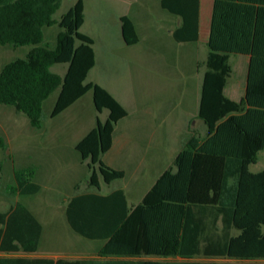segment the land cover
<instances>
[{
	"label": "trees",
	"instance_id": "1",
	"mask_svg": "<svg viewBox=\"0 0 264 264\" xmlns=\"http://www.w3.org/2000/svg\"><path fill=\"white\" fill-rule=\"evenodd\" d=\"M61 0H0V46L29 47L0 69V106L12 107L28 118L32 128L42 127L43 103L57 96L54 118L91 91L98 114L107 110L104 122L75 146L81 161L92 169L89 186L99 190L121 180L120 170L101 158L110 149L114 126L127 116L123 106L104 88L85 83L94 66L93 40L80 33L84 5L77 0L59 20L54 14ZM200 0H160V8L180 18L173 31L179 43L200 40ZM126 45L139 38L133 21L120 18ZM57 27L50 45L45 31ZM205 72L198 118L206 127L204 138L190 136L173 161L144 194L129 207L118 189L109 195L75 193L68 199L64 216L70 231L94 243L97 259L51 260L0 256V264H203L196 258L264 260V170L251 173L258 153L264 151V8L213 0L207 36ZM250 56L247 87L236 103L224 96L231 75L229 58ZM66 64L63 76L51 67ZM260 93V94H259ZM258 95H260L258 98ZM0 150L6 145L0 136ZM96 170V172H95ZM33 170H14V184L5 194L20 200L8 212H0V253H35L43 226L21 200L40 192ZM156 257L160 261H123Z\"/></svg>",
	"mask_w": 264,
	"mask_h": 264
},
{
	"label": "crops",
	"instance_id": "2",
	"mask_svg": "<svg viewBox=\"0 0 264 264\" xmlns=\"http://www.w3.org/2000/svg\"><path fill=\"white\" fill-rule=\"evenodd\" d=\"M225 1H233L240 4L264 8V0H225ZM137 2L139 5L140 3L144 5L142 6L138 5L136 7L137 9L136 11H139L142 7L143 9H145L144 11L142 10V13L140 15H138V13L136 12L134 17L135 19L130 18L135 25L136 32L139 38V42L137 44H139L141 41L142 42L145 41V46L147 50L145 52L146 56L153 57L156 61V65L162 66L163 73L165 71L177 72L176 70L177 68L179 69V71H181V68L182 69L184 68V65H181L183 60L185 61L186 59L188 60V57L191 54L190 55L187 54L185 57L180 55V46H188V45L194 46L202 39V37H203L202 40L205 45V39L207 36V27L210 17V9L213 0H200V7H199L200 40L195 44L179 43L173 39V31L180 25V18L176 16H172L166 13L165 11H163L160 8V0H155L154 8L158 16L160 17H157L155 21L157 23L153 31L151 30L152 27L150 28L148 26V21L151 20V16H150L151 14H149V12L146 11V9L149 8L148 1L138 0ZM120 38L124 42L122 36L121 22H120ZM151 54H153V56ZM206 55H207V51H206ZM206 55H205V59H206ZM250 60H251L250 56H244V55H232L229 58L231 75L227 80V84L224 89V96L233 102L236 103L240 102L245 95L246 87H247V73H248ZM95 61L96 60L94 53V66L88 72L87 78L89 76V73L95 67ZM203 63H202L203 71L198 81L193 77V75L199 73L200 65H197L196 67L197 71L194 69V67L189 69L188 65H186L185 69L186 71L188 70L191 73V77L184 76L182 82L180 83L174 82L173 79H171L168 84V87L165 88L166 89L165 96L160 99L159 106L155 111H151L152 109L150 108V102L148 100H144L147 97L146 96L144 97V99L140 101L138 109L135 111L134 114L130 115L127 112V116L122 120H120L118 123H116L112 134L111 147L102 156L101 160L106 166L115 170L122 171L124 176L121 180L114 181L110 184H105L101 180V178L98 177L99 190H96L93 187L89 186L88 180L93 170L90 169V167L88 166V160L81 161L79 154L75 150V146L90 130H92L95 127L96 118H98V116H96L95 125L89 127V129L84 133V135L80 139L68 145L58 141V138L61 137L58 130H49V131L43 130L42 134L44 140L39 144H34V142L31 141L26 146V150L24 152L25 154L20 155L17 158L20 167L15 166V160L9 161L10 163L7 167L10 168V174H9L10 182H11L10 185L14 184V170L16 169L33 170L35 171V175H34L35 180L41 188V185L39 183L38 171L40 169L46 170L47 176L54 177L56 175L55 174L56 172H54V170L58 168L55 166L58 163H63L65 164V169L73 168L70 174L72 177V181L67 182V184H65L67 188L66 191L69 193V195L64 199V203H63L64 210L68 199L71 197V195L75 193L96 192L99 193L100 195L105 196V195H109L111 192L118 189L124 192L129 207L137 205L141 201L144 194L150 189V187L154 184V182L161 176V174L165 170L173 167L174 158L183 148L187 138L190 136H197L199 138H204L206 134V127L202 122V120L198 118L199 101L201 97L203 75L205 72V67ZM257 71L264 72V64L258 65ZM88 83L99 85L98 83L95 82H88ZM102 88L106 89L105 87ZM108 92L110 93V91ZM110 94L112 95V93ZM259 96L260 95H258V98H261ZM80 99H78L74 104H72L67 109L75 105ZM260 102L264 103V100H261ZM136 103L138 104V102ZM123 108L125 109L124 106ZM106 118L102 122H104ZM31 133L34 134V132ZM5 152L6 150L5 151L0 150V153H2V155H5ZM262 152L264 151L258 153V157ZM105 158L107 159V162L103 161ZM30 163H34L33 168H31L32 166L30 165ZM252 165L249 166V171L251 173H255L250 170ZM3 168L4 167L2 166V162H0V174L3 172L4 170ZM115 183L118 184L114 185ZM141 184H143V188H145V191H143L142 193H138L137 191ZM6 188L7 186L6 187L3 186L2 191L0 192V203L8 204V208L6 210H0V212L2 213L8 212L20 200L18 196H15L14 198H12V200L9 201V199L5 194ZM32 197H28L25 199H29ZM23 200H21V202L25 206H27L29 210L37 217V215L32 211V209H30V207L23 202ZM37 219L40 221L38 217ZM40 223L43 226V230H42L38 251L30 254H24L21 252L12 253V254L0 253V256L25 257L28 259H51L54 261L62 259V258H53L51 256H46V255H40V256L35 255L37 253H48V251H45L44 249L46 248V246H44L45 227L41 221ZM78 252L89 254V256H85L76 260L88 259V258L97 259L93 252V249H90V251L86 249L83 250L79 249ZM97 260L101 262L103 261L101 259H97ZM114 260H123V261L132 260L134 262L160 261V259L156 257H141V258H133V259H114Z\"/></svg>",
	"mask_w": 264,
	"mask_h": 264
},
{
	"label": "rangeland",
	"instance_id": "3",
	"mask_svg": "<svg viewBox=\"0 0 264 264\" xmlns=\"http://www.w3.org/2000/svg\"><path fill=\"white\" fill-rule=\"evenodd\" d=\"M77 0H61L60 8L54 14V19L59 20ZM84 5V23L80 28V33L87 35L93 40V50L95 53V67L89 73L85 83L95 82L105 87L112 95L125 107L132 115L138 109L139 103L144 100L150 102L151 111H155L159 106L160 99L165 96L166 87L171 79L174 82H182L184 76L191 77V73L186 69L200 65L199 73L193 75L198 81L203 71L202 63L205 59L207 48L204 45L203 37L194 46H180V55H190L188 60H183L181 71H165L162 66L156 65L153 57L146 56L145 41L137 45L128 46L120 38V17L128 16L135 19L144 11L143 7L136 11L139 5L138 0H82ZM149 8L146 9L151 14L148 26L153 31L156 26L158 16L154 6L155 0H147ZM144 4L140 3L139 6ZM139 17V16H138ZM57 27H51L45 31V42L53 43ZM29 47L5 48L0 46V69L3 64L15 59L22 58L29 51ZM153 56V54H151ZM67 69L66 64H57L51 67V71L63 76ZM179 71V72H178ZM197 71V70H196ZM163 88V89H162ZM57 92L52 94L42 106V127L32 128L28 118L23 113L16 112L12 107L0 106V136L6 144L5 155L0 153V162L4 167L0 174V192L3 186H8L10 182L9 161L15 160V166L20 167L18 157L24 155L26 146L31 141L39 144L44 140L43 130H58L61 137L59 142L71 144L80 139L84 133L95 125V118L103 121L108 112L103 110L98 114L92 104V93H86L75 105L60 113L54 118L50 117ZM138 102V104L136 103ZM31 132H34L31 133ZM107 162L105 158L103 160ZM34 167V163H30ZM54 170V177L46 175V170H39V183L41 191L38 195L23 200L30 209L37 215L45 227V251L48 253H37L35 255H46L53 258L65 260H76L89 254L78 252L79 249L90 251L94 243L82 241L72 234L64 219V199L69 195L66 191L67 182L72 181V169H65V164L58 163ZM250 170L258 173L264 170V152L259 157L257 164L252 165ZM115 183L114 185H117ZM113 185V186H114ZM145 191L143 184L140 185L138 193ZM7 203H0V210H6ZM92 251V250H91ZM162 260V259H160ZM195 261L203 264H264V260L241 261L225 258H196Z\"/></svg>",
	"mask_w": 264,
	"mask_h": 264
}]
</instances>
